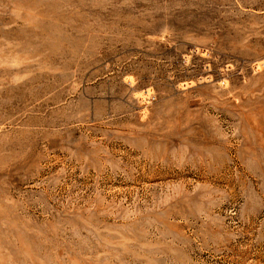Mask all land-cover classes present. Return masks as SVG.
Instances as JSON below:
<instances>
[{
	"label": "rangeland",
	"instance_id": "obj_1",
	"mask_svg": "<svg viewBox=\"0 0 264 264\" xmlns=\"http://www.w3.org/2000/svg\"><path fill=\"white\" fill-rule=\"evenodd\" d=\"M0 264H264V0H0Z\"/></svg>",
	"mask_w": 264,
	"mask_h": 264
}]
</instances>
